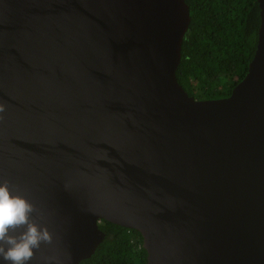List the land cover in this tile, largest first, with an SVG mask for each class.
Segmentation results:
<instances>
[{"label":"water","instance_id":"1","mask_svg":"<svg viewBox=\"0 0 264 264\" xmlns=\"http://www.w3.org/2000/svg\"><path fill=\"white\" fill-rule=\"evenodd\" d=\"M258 3L246 76L197 99L176 75L186 0H0V179L53 234L30 264L90 258L102 220L139 231L147 264H264Z\"/></svg>","mask_w":264,"mask_h":264},{"label":"trees","instance_id":"2","mask_svg":"<svg viewBox=\"0 0 264 264\" xmlns=\"http://www.w3.org/2000/svg\"><path fill=\"white\" fill-rule=\"evenodd\" d=\"M191 22L176 71L197 99L227 97L247 74L258 43V0H186ZM105 239L80 264H147L139 231L102 220Z\"/></svg>","mask_w":264,"mask_h":264},{"label":"clouds","instance_id":"3","mask_svg":"<svg viewBox=\"0 0 264 264\" xmlns=\"http://www.w3.org/2000/svg\"><path fill=\"white\" fill-rule=\"evenodd\" d=\"M5 110L6 106L0 104V119ZM34 214H39L34 202L21 190H13L9 180L0 179V261L3 264H30L42 244L53 242L47 225L37 222Z\"/></svg>","mask_w":264,"mask_h":264}]
</instances>
